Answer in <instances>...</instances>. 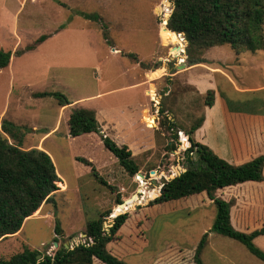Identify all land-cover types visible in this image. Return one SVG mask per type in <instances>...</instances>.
Here are the masks:
<instances>
[{"label":"rangeland","instance_id":"1","mask_svg":"<svg viewBox=\"0 0 264 264\" xmlns=\"http://www.w3.org/2000/svg\"><path fill=\"white\" fill-rule=\"evenodd\" d=\"M17 1H24L18 26L23 46L43 33L51 35L37 50L13 55L16 74L12 88L8 70L0 71V111L7 105L9 114L20 117L19 122L28 127L24 146L49 151L63 180L53 199L25 223L18 236L1 240L0 257L9 259L29 247L39 251L38 258H42L54 255L61 244L73 248L85 243L87 223L100 212L112 210L105 221L109 224L106 228L120 213L126 212L129 217L108 248L130 264H264L239 241L211 231L217 209L205 192L151 205L161 194L165 177L179 175L186 167L184 151L189 143L186 145L182 136L206 108V93L200 94L188 84L184 73H171L188 67L186 38L182 33L172 36L161 26L169 19L174 0H0V49L11 47L5 35L6 28L13 27L10 15ZM79 10L99 18L86 19L77 14ZM104 24L109 28L110 42L118 46L104 40ZM110 46L123 48V60L109 55ZM230 51L235 50L229 45L215 47L210 55L229 58L233 55ZM128 52L135 57L140 54L144 65L157 63L160 69L153 76L166 73L149 85V111L145 109L139 116L126 102H130L129 98L139 99L143 88H118L135 81L127 72ZM255 74L261 75L251 71V83ZM40 91L60 92L71 101L89 97L83 105L96 108L102 132L119 145L130 147L139 172L130 176L95 133L67 136L66 111L60 109L53 95L34 96ZM161 108L164 112H160ZM166 115L185 129L179 132L178 140L165 126ZM55 126L57 132L46 135ZM173 143L176 149L170 148ZM81 156L92 161L97 175L89 165L77 160ZM240 188L244 192L238 199L237 190L235 194L229 192V200L235 197L233 206L236 205L232 222L248 232L258 224L249 207L253 190L249 184ZM118 196L123 201L133 197L138 200L127 210L115 213ZM206 233L208 243L197 255ZM254 242L264 250V235ZM94 264L104 263L95 259Z\"/></svg>","mask_w":264,"mask_h":264},{"label":"trees","instance_id":"2","mask_svg":"<svg viewBox=\"0 0 264 264\" xmlns=\"http://www.w3.org/2000/svg\"><path fill=\"white\" fill-rule=\"evenodd\" d=\"M82 14L89 19L99 18L97 14ZM103 26L104 38L112 44L109 28L106 24ZM161 26L172 36H177L178 33L184 35L187 40L188 66L206 62L205 53L214 46L229 45L237 52H256L264 48V0H174L168 22L162 23ZM47 37L46 34L41 35L35 42L18 49L16 53L35 48ZM11 56V50L0 49V71L9 65ZM128 56L136 58L132 52L128 53ZM156 65L157 63L152 66ZM47 95H53L61 106L71 103L60 92H34L36 97ZM214 96V90H208L205 105L212 106ZM226 103L228 108L233 110L232 101ZM95 109L85 106L66 109L65 124L69 135L75 138L83 134L95 133L124 170L130 176H134L139 172L140 167L134 159L132 150L126 144L119 145L111 136L101 131L102 126ZM164 110L161 108L160 112ZM204 119L205 114L191 126L185 136H182L185 144L189 143V147L184 151L185 166L187 168L189 164V168L174 178L164 181L162 193L151 201V205L205 192L217 209L211 231L239 241L253 255L264 261V250L254 242L256 237L264 235V224L248 232L237 228L232 222V207L235 199L234 201L225 199L219 192L221 189L247 181L263 180L264 153L240 164L229 162L207 144L195 139L194 133ZM165 120V126L172 132V138L178 140L179 132L185 129L167 115ZM27 130V126L6 118L0 119V241L19 232L27 218L36 215L46 203L50 202L55 192L60 189L59 183L63 180L51 153L45 149H28L24 146ZM176 147L174 143L170 145L171 149ZM77 160L89 165L97 175L92 161L84 156L78 157ZM102 182L109 185L105 180ZM137 200L138 198L133 197L123 205H119L124 201L118 196L115 213L127 210ZM111 213L112 210L100 212L95 219L87 223L85 234L88 241L85 243L73 248L61 244L54 255L45 254L42 258H38L39 251L26 247L9 259L0 257V264H94L95 259L104 264H130L108 248V244L115 239L129 215L126 212L116 215L113 217L112 225L106 228L105 221ZM55 231L56 233L59 231V224L56 225ZM208 236L209 233L202 236L197 255H200L206 247ZM56 241H59L58 238Z\"/></svg>","mask_w":264,"mask_h":264},{"label":"crops","instance_id":"3","mask_svg":"<svg viewBox=\"0 0 264 264\" xmlns=\"http://www.w3.org/2000/svg\"><path fill=\"white\" fill-rule=\"evenodd\" d=\"M57 1L59 2V0ZM23 3L24 1H17L18 6L10 15V22L13 21V27L11 30L6 28L8 31L5 38L9 40L7 42H11V47L7 50L12 51V56L9 65L4 69L8 70L10 73V88H12L11 82H13L16 74L13 55L16 54L18 49L25 48V46L28 45L26 44L23 46L19 36V16L23 10ZM79 11L77 14L83 15L82 13H85L82 12V10ZM86 24L87 23H85V25ZM43 34L51 35L50 32H48V34ZM47 39L48 37L45 40ZM104 40H106V38H104ZM43 42L37 44L36 47L31 50H37L39 45ZM31 43L32 42H30V44ZM110 45L118 46L113 43ZM224 46L226 45L214 46L212 48H224ZM212 48L207 50L205 55L207 59L206 62L188 66L185 68V71L180 70V68L178 70H172L171 73H175V76L184 73L187 78L186 82L195 86L200 94L207 93L208 90H214V104L212 106L206 105L205 119L201 126L195 131L194 135L198 141L207 144L222 158L231 163L240 164L247 159H252L257 155L264 153V48L257 50L256 52L234 51L233 53L230 51L233 55L229 58L210 55V50ZM122 49L123 48L121 47L119 50L114 46H110L108 53L117 61L123 60L125 53H123ZM128 53L126 55H128ZM138 55L139 56L135 59L129 56V63L127 66V72L134 77L135 81L118 88L127 90L143 88L139 99L132 100L129 98L130 102H126L131 105L132 109L135 110L139 116L141 113L143 115V110L146 109L149 111L150 100L147 95V91L149 93L150 90L149 85L152 81L165 76L166 73L161 71L157 76H153L152 73L155 70L160 69L158 68L159 66L154 67L149 66L148 64L144 66L143 63H145V59L140 54ZM184 66H186V64H184ZM99 71L104 74L103 69H99ZM251 71H255V73L260 72L261 74L254 75V83H251L249 75ZM100 76H102V74ZM86 98L89 97H81L73 101L70 100L71 103L66 106H61L58 103V106L64 111L74 106H84L83 101ZM226 101H232L233 110L228 108ZM9 109L10 107L7 108V105L1 109V120L6 118L22 125L19 122L20 117L15 114H9ZM57 128L58 126H55V128L50 129L46 135L50 136L54 134L57 132ZM91 134L92 133H90V135ZM66 135L70 136L68 131ZM60 176L62 177L61 174ZM246 184H249L250 191L253 190V203L250 202L252 205L249 207L250 210L253 209L255 222L257 223L258 221L257 226L260 227L264 224V179L261 181H247L237 186L221 189L219 192H221L220 195L223 198L229 200V198H231L229 192L234 193V190H237L238 195H235V197L238 199L239 194L244 192L240 187H244ZM234 207H236V205L233 206L232 209H234ZM243 208L246 209L247 207ZM35 217L36 216L33 215L27 218L26 222ZM20 232L21 231L12 236H18ZM261 236L262 235L256 237L254 241H257Z\"/></svg>","mask_w":264,"mask_h":264},{"label":"water","instance_id":"4","mask_svg":"<svg viewBox=\"0 0 264 264\" xmlns=\"http://www.w3.org/2000/svg\"><path fill=\"white\" fill-rule=\"evenodd\" d=\"M167 22H168V20H167ZM189 168V164H187V168L186 167H184L182 170H181V172H184V171H186L187 169ZM152 172L153 173H156V171L155 170H152ZM180 173V172H179ZM178 174V173H177ZM175 176H177L176 174H171L169 177H165V181L166 180H169L170 178H174ZM161 193H162V188H161V191H160ZM127 200H125L124 202H122V203H120L119 205H123V203H125ZM106 225H109V224H107V223H105V226ZM110 225H112V224H110ZM55 243V246H57L58 245V242L57 241H55L54 242ZM67 248H69V245H65ZM40 256V254H38V257Z\"/></svg>","mask_w":264,"mask_h":264}]
</instances>
